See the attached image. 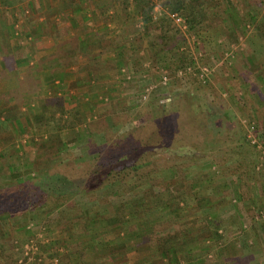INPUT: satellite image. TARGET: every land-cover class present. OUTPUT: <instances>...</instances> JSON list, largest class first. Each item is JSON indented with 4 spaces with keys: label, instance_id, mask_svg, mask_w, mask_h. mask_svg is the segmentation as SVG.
<instances>
[{
    "label": "rangeland",
    "instance_id": "1",
    "mask_svg": "<svg viewBox=\"0 0 264 264\" xmlns=\"http://www.w3.org/2000/svg\"><path fill=\"white\" fill-rule=\"evenodd\" d=\"M110 1L124 8L123 0ZM147 1L157 18L166 0ZM128 8L142 27L141 17ZM204 8V27L195 34L188 32L183 16L165 11L173 34L184 40L190 54L183 79H176L182 69L172 58L146 44L143 55H134L131 80H117L113 93L118 94L108 97V109L90 117L80 111L85 105L81 97L70 101L73 109L64 108V99L40 98L42 79L25 69V42L11 28L21 16L7 12L8 7L2 11L0 72L5 59L12 62L8 77H0V91L13 81L17 87L0 92V215L5 214L0 217V264H264V0H224ZM173 15L185 21V30ZM201 67L211 70L205 84L194 74ZM163 76L171 84L139 102L142 91ZM27 97L31 100L25 106ZM162 104L169 115L165 129L170 145L165 147L170 150L154 152L152 164L147 158L125 161L130 148L138 146V132L145 126L154 129ZM48 108L53 111L47 123ZM209 108L219 115L213 125L206 122L212 116ZM134 166L137 175L149 173L152 184L161 185L157 203L170 205L167 211L151 209L155 226L149 240L129 236V223L112 227L115 216L107 206L128 204L129 196L107 205L105 193L113 185L88 196L80 191L93 171ZM53 175L63 182H54ZM58 194L64 198L58 200ZM85 210L88 218L97 211L105 216L96 240L92 238L95 247L85 238L79 241L73 229L77 223L70 222L77 217L81 222ZM176 230L181 234L176 246L170 249L169 239L160 244Z\"/></svg>",
    "mask_w": 264,
    "mask_h": 264
},
{
    "label": "crops",
    "instance_id": "2",
    "mask_svg": "<svg viewBox=\"0 0 264 264\" xmlns=\"http://www.w3.org/2000/svg\"><path fill=\"white\" fill-rule=\"evenodd\" d=\"M0 2V14L8 7L7 12L15 17L21 16L19 20L14 18L15 28H11L19 42H25L21 59L26 62L25 69L29 68L42 79L40 98L52 96L64 99L65 109H73L76 105L70 101L80 97L85 104L80 109L81 113L85 110L84 114L89 116L108 109V97L118 94L113 93L117 80H131L129 70L132 71L131 65L136 61L134 55H143V50L147 48L142 27L135 22L136 17L134 21L131 19V9L124 12L110 0ZM0 22L3 27L4 21ZM142 73L146 74L145 70ZM10 85L0 92L17 87L14 81ZM28 98L25 106L29 103ZM9 104L12 106L11 102ZM33 108L36 113L39 105ZM51 110L48 108L46 115H50ZM44 118L48 123L50 117L47 115Z\"/></svg>",
    "mask_w": 264,
    "mask_h": 264
},
{
    "label": "trees",
    "instance_id": "3",
    "mask_svg": "<svg viewBox=\"0 0 264 264\" xmlns=\"http://www.w3.org/2000/svg\"><path fill=\"white\" fill-rule=\"evenodd\" d=\"M223 1L224 0H166L165 5H163V9L155 19L152 13V5L147 0H132L131 4H129V0H123L124 8H122V10H128L129 5H131L135 13L141 17L142 33L146 38L148 47H150V49L158 47V49H160V55H163L165 59L172 58L173 63H175L179 69L185 71L186 69L184 66L189 60L190 54L188 53L187 48L183 46L185 45L184 40L180 37H177V34H173L174 25L169 20L170 18L167 17V13H165V11H167L168 14L171 15L179 13L181 16H183L188 27V32L195 34L199 30L203 29V22L206 21L207 15L205 14L206 11L204 10V6L206 4H213L214 6H218ZM233 10H235V7L233 8ZM216 14L217 13L212 15ZM156 58V56L152 57L153 60H156ZM5 61L6 62L4 69L0 72V77L3 78L8 77L10 65L12 62L8 59H5ZM218 102L219 101H217L216 103ZM161 107V111H158L159 116H157L153 121L155 122V124H153L154 129L150 130L145 126L146 128L144 127L140 130V132H138L140 133V139L136 143L138 146L130 148L131 151H129V156L125 159V161L130 160L137 163L142 159L147 158L148 163L152 164L154 162V159H156L154 157V152H158L161 150L168 151L169 148L165 147V145H170L169 139L166 136L169 134V130L167 128L165 129V127L166 123H169V115L167 114V111H164L165 108L163 104L161 105ZM214 112L215 111L213 109H208L209 115L212 116L208 121L206 120V122L210 123V125H213L218 120H214L215 116H217V118L219 116ZM254 131L255 127L253 132ZM166 141L168 142V144H166ZM136 167L137 166H134V168L132 169L125 168L122 171L118 172L113 171L112 168L93 171L86 180L87 183L85 188L80 191L88 196L89 193H95L96 191L98 192L105 189L107 185H113L111 187V191H109L110 193H105V197H107L105 198V202H103L107 203V205L110 204L112 199H122L125 196H129L131 202H129L128 204L114 205L112 203L110 204L111 206H107L111 207L113 216H115L113 220L114 225L112 227H122L124 226V224L129 223L130 226L126 227L129 236L137 235V238L135 240H141L144 238H147V240H149L151 238L150 235H152L153 232V227L155 226L150 223L152 222V218L149 217V215L151 214V209L156 208L158 211H167L170 209V205L169 203H157V199H159L158 197H160L162 194V189L161 187H159L161 185L156 183L152 184L149 173H147L146 175H137ZM51 179H53L54 182L55 180L63 182V177L61 176L53 175L51 176ZM167 188L168 185L166 186V189ZM58 195L59 196H56L59 197L58 200L64 198L62 194ZM179 200V202H184L185 199L181 197ZM172 212L176 215L177 211L171 210L170 213ZM3 215L5 214L0 215V217H3ZM87 215H89L88 211L85 210L80 214L81 222H79L78 220L79 217H77L76 220L70 222L72 225L73 223H77V225L73 227V229L77 230L78 232L76 235L78 236L77 239H79L80 241V239L83 238L81 241L84 242L85 238L88 240V242H90L89 244H92L93 246L94 244H96L95 242H93V239L97 238L96 233L102 228H100L101 219H105V216L100 215L99 211H97L96 214L94 216H91L90 218H88ZM175 217L178 216L176 215ZM71 224L69 226L67 225V227H69V229H71L72 231ZM217 225L218 224H215V227L219 228L220 226ZM69 237H71V239L74 238L72 235H70ZM180 237L181 234H179L176 230L172 235L163 237L159 242H161L160 244L166 243L169 239L171 243L173 242L170 247L171 249L173 246H176V244H178V240ZM171 253L172 254H169L171 256L170 260L175 261V253L172 251Z\"/></svg>",
    "mask_w": 264,
    "mask_h": 264
},
{
    "label": "built area",
    "instance_id": "4",
    "mask_svg": "<svg viewBox=\"0 0 264 264\" xmlns=\"http://www.w3.org/2000/svg\"><path fill=\"white\" fill-rule=\"evenodd\" d=\"M172 19L175 21V23H177L178 24V26L180 27V29L181 30H185L186 29V26H185V21L181 18V17H179L178 15H173L172 16ZM186 72H188V73H190L189 72V69H187V71ZM192 74H193V72H192ZM195 74V77L202 83V84H205L207 81H209V77H210V75H211V70L209 69V68H206V67H201V68H198L197 69V71H196V73H194ZM185 74L183 73V71L182 70H180V71H177L176 72V75H175V77H176V79H183V76H184ZM128 79H129V77H127ZM171 79H169L167 76H163V77H161V79L158 81V83L157 84H154V85H151V86H149V87H146L143 91H142V93H141V95H140V97H139V102H146L147 101V99H148V97H149V95H150V93L155 89V88H157V87H166V86H169L170 84H171ZM254 130V127L253 126H251L250 127V131H253ZM250 140H252V141H250L251 142V144L252 145H256V138L254 137V136H252V138L250 139ZM256 147V146H255ZM260 151H262V153L264 154V145L263 146H261V148H260Z\"/></svg>",
    "mask_w": 264,
    "mask_h": 264
}]
</instances>
